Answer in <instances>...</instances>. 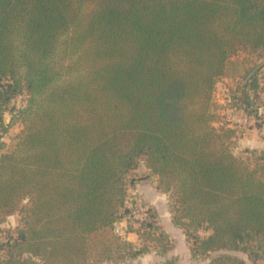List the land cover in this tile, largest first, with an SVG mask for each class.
Returning <instances> with one entry per match:
<instances>
[{"label":"trees","instance_id":"1","mask_svg":"<svg viewBox=\"0 0 264 264\" xmlns=\"http://www.w3.org/2000/svg\"><path fill=\"white\" fill-rule=\"evenodd\" d=\"M263 66L264 0H0V138L22 126L0 142V216L20 214L0 229V264L148 252L114 232L141 162L192 256L247 264L227 251L264 237V150L235 152L240 130L215 90L234 70L255 92ZM240 92L236 105L257 113ZM158 228L151 209L129 223L142 241L166 240L165 254Z\"/></svg>","mask_w":264,"mask_h":264},{"label":"rangeland","instance_id":"2","mask_svg":"<svg viewBox=\"0 0 264 264\" xmlns=\"http://www.w3.org/2000/svg\"><path fill=\"white\" fill-rule=\"evenodd\" d=\"M258 62L259 59H256ZM259 76H258V88L254 92L248 86L240 85V81L242 79L238 76L237 78L232 77V75L237 74L236 71L231 70L230 75L224 77L218 84L215 90V97L218 99L219 103L224 105V113L229 120H237L238 128L241 131L239 140H249L251 141L252 138H263L264 139V128L260 129H252L250 125H257L258 123H264V66L258 69ZM245 91L247 96L246 104L248 107L253 108L255 107L258 109L257 113H251L252 117L247 118V110L243 109L236 105L239 103L237 100L241 97V90ZM233 93H235V97H233ZM230 98V101L228 99ZM236 100V101H235ZM16 105L21 106L23 103V97H18L15 101ZM6 125L11 124V117L10 115L6 116ZM262 127V126H261ZM22 129L21 124L14 123L11 124L7 131L3 133V137L0 138L1 141H5L6 143H11L14 140L15 135ZM244 132V135L242 133ZM2 131L0 130V135ZM240 141L239 148L235 150L238 155L243 157L246 156L244 152V144ZM244 145V146H243ZM148 170L145 165L141 162L138 168L133 172V177H135L136 182L134 185L130 186L129 188V195H128V206H133L135 203H142L145 206H148L151 209L152 213L155 214L156 223L158 225V232L163 230L160 226L159 222V215L161 219H166L168 215V210H170L169 198L167 194L162 191H157L155 189V178L154 175H148ZM139 186V190L136 189ZM153 192V193H152ZM147 197V198H146ZM151 199H154L155 203L153 204L158 209V213L154 210V206H151L152 203L150 202ZM149 201V202H147ZM146 203V204H144ZM20 214L15 213L5 218H1L0 216V229L4 230L5 232L9 233V230L18 224ZM168 218V217H167ZM133 227H137L139 222L131 221L130 222ZM164 231V230H163ZM1 233V232H0ZM166 233V232H165ZM199 235L204 236L208 234L206 229H201ZM171 239L172 248L165 254L161 253L162 245L165 243L166 240H151L146 239L143 240L140 238V241H137L135 245L141 246L144 242L149 246L148 252L140 255L138 258L133 260L126 261L125 264H161L167 258L174 257L176 258L179 263L182 264H208V262L214 256L218 255L219 252H212L209 255H197L192 256L191 254V241L187 238V236L183 233L181 228H178L176 231H172L171 234L166 233ZM158 235V234H157ZM0 239L5 240V236L0 234ZM264 237L262 235H254L248 241L249 250L244 251H227L232 254L238 255L245 259L247 264H252V257H256L258 264H264ZM251 253V254H250Z\"/></svg>","mask_w":264,"mask_h":264},{"label":"crops","instance_id":"3","mask_svg":"<svg viewBox=\"0 0 264 264\" xmlns=\"http://www.w3.org/2000/svg\"><path fill=\"white\" fill-rule=\"evenodd\" d=\"M247 118H251L252 115L251 114H248L246 115ZM5 121H6V118H5ZM233 121L234 123H236V125L238 126V119L237 120H231ZM237 121V122H236ZM252 126V129H260V128H264V123L263 124H259L258 123V126L257 125H250ZM262 126V127H261ZM239 127V126H238ZM240 134H241V131H240ZM240 134H239V137L237 139V144H236V147H235V150H237L239 148V145H240V141L239 138H240ZM242 135H244V132L242 133ZM244 145V150L245 149H254V150H257V151H261V150H264V139L263 138H252L251 141H247V140H242L241 141ZM154 178H155V189L158 191L159 189L157 188L156 186V179H157V176L154 175ZM138 186V185H137ZM139 190V186L138 188L136 189V191ZM160 191V190H159ZM153 193V192H152ZM147 198V197H146ZM149 202V201H147ZM150 202L152 203H148V204H152L151 206H154L153 204L155 203L154 199H151ZM146 204V203H144ZM154 210H156V212L158 213V209L157 207L154 206ZM168 217V218H167ZM166 219H161L160 218V215H159V224L161 226V228L168 234H171L172 231H176L178 229V227H176L173 223H172V217H171V211L168 210V215H167ZM126 239L132 241L134 244H136L137 241H140V237L139 235L134 231V230H130L126 233L125 237Z\"/></svg>","mask_w":264,"mask_h":264},{"label":"built area","instance_id":"4","mask_svg":"<svg viewBox=\"0 0 264 264\" xmlns=\"http://www.w3.org/2000/svg\"><path fill=\"white\" fill-rule=\"evenodd\" d=\"M149 207L142 203H135L131 206L130 211L123 214L114 224V232L121 237H125L129 231V223L131 221H142L148 217Z\"/></svg>","mask_w":264,"mask_h":264}]
</instances>
